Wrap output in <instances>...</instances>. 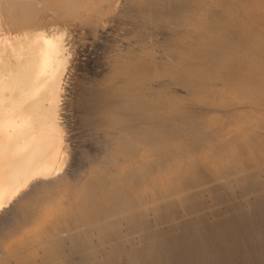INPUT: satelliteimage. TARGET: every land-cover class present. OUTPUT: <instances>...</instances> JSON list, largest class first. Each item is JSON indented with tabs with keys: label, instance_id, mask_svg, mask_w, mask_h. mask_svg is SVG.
<instances>
[{
	"label": "bare ground",
	"instance_id": "bare-ground-1",
	"mask_svg": "<svg viewBox=\"0 0 264 264\" xmlns=\"http://www.w3.org/2000/svg\"><path fill=\"white\" fill-rule=\"evenodd\" d=\"M94 1L0 0V215L26 198L30 187L35 188L32 192L36 196L47 194L56 199L59 195L56 188L71 182L62 173L73 151L68 142V126L65 127L62 120L61 105L73 51L66 41V32L57 23L43 24L38 17L51 6L55 9L52 14L49 12L50 16H56L58 10L69 13L70 8L76 11ZM101 1L92 8L93 15L86 18V23L103 25L107 21L106 14L113 8L125 10L129 6L139 9L137 15L149 14V22L174 26L168 32L173 37L168 36L161 43L168 56L154 57L142 47L128 51L119 56L112 76L105 80V88L93 91L96 106L90 114L99 124L111 128L108 130L111 149L128 154L129 158L109 180L103 173L97 174L101 179L100 191L94 192L86 184L77 201L75 190L71 188L67 201L75 202L72 208L67 210L60 202L56 205L58 211L46 213L52 225L50 234L49 226H43L34 234L39 240L31 236L24 249L11 252L3 249L4 241H1L0 264H5L1 260L10 259L11 255L27 253L37 243L58 239L59 227L69 225L79 214L83 222H75L73 228L68 227L69 232L78 230L81 225L95 227L93 231H86L85 237L88 239L92 232H97L104 242L108 235L104 223L108 218L118 220V216L127 214L130 225L144 227L147 212L155 209L161 200L182 203L189 187L200 184L193 168L196 162L188 153L191 144L188 146L183 139L191 135L192 144L202 141L213 145L208 122L212 119L211 113L218 110L236 113L247 121L239 136L249 155L244 157L238 149L230 152L229 149L230 155L223 160L217 158V163L212 164L213 175L228 177L235 172L239 178V171H226L231 164L247 175H255L253 172L264 168V140L258 137L260 129L264 130V109H261L264 107V0ZM215 3L220 7L216 8ZM156 74L167 75L170 82L179 83L185 89L168 90L164 81H151ZM180 91H185V95ZM187 99L208 106L202 105V112L198 113ZM251 106L255 109V118L246 113V108ZM180 118L185 122H173ZM153 172L162 179L152 178ZM115 176L128 179L124 183L129 185L127 191L134 205L120 199L119 193H127L123 182L118 181L119 192L106 186L114 182L112 177ZM105 190L113 196H103L105 205H101L100 210L94 208L92 202L102 201L100 192ZM111 201L113 204L109 207ZM36 213L32 218L41 215L40 209ZM74 221H78L77 218ZM148 239V250L141 256L145 264H153L155 250L152 251V238ZM43 253L46 257H55L57 246H47Z\"/></svg>",
	"mask_w": 264,
	"mask_h": 264
},
{
	"label": "rangeland",
	"instance_id": "rangeland-1",
	"mask_svg": "<svg viewBox=\"0 0 264 264\" xmlns=\"http://www.w3.org/2000/svg\"><path fill=\"white\" fill-rule=\"evenodd\" d=\"M100 2L102 1L95 0L76 11L70 8L69 13L56 9L58 10L56 16H50L55 9L54 6H51L44 10V15L38 17L43 24H48L50 21L57 23L66 32V41L69 42L68 46L73 51L61 105V112L63 111L64 115H62V120L64 124L66 123L65 127L68 126L66 132L67 137L70 136L68 137L70 140L72 138L71 141L68 139V142L73 151L71 153L72 160L70 158V163L65 166L62 173L68 176L71 182L56 188V192L59 194L56 199H51V196L47 194H42L43 197L38 194L36 196L32 192L35 188L30 187L25 193L26 198L19 200L15 208L9 207L3 211L0 215V242L4 241L3 249L7 251L24 249L31 236L39 240L40 238L34 237V234L40 232L43 226H49L48 233L50 234L52 225L46 213L58 211L56 205L60 202L67 210L72 208L71 206L75 202L70 204L72 200L70 203L67 201V193L71 188L75 190L77 201L82 194V187L86 184H89L94 192L100 191L102 189L100 187L101 179L97 174L103 173L104 178L109 180L112 174L119 169V165L124 164L125 160L129 158L128 154L117 153L111 149L108 139V130L111 128L99 124L95 120V116L90 114L96 106L93 91L105 88V80L112 76L113 66L117 67L119 56L140 47L144 48L148 54L154 57L158 56L157 58L168 56V52L162 49L161 43L166 37H173L168 32L174 26L149 22L151 20L149 14L137 15L139 9H130L129 6H126L125 10L120 7L113 8L106 14L107 21L103 25L86 23V18L93 15L92 8ZM214 6L220 7L218 3H215ZM119 77H122V74H119ZM153 80L154 82L164 81L168 90L171 91L185 89L179 83L170 82L167 75L156 74L151 79V81ZM180 93L185 95V91H180ZM187 100L191 106L198 109V113L202 112L204 106H208ZM202 105L203 107H201ZM251 107L246 108V113L255 118L253 116L255 109L253 106ZM257 107L259 108V106ZM261 109L264 107L261 106ZM244 112L242 114L246 116L247 114ZM211 114L213 116L208 122V130L213 145L209 146L202 141L196 142V145L192 144L191 135L183 139L188 143V146L191 144L188 147V153L191 158H194L193 162H196L193 168L200 184L189 187L182 203L174 204L161 200L155 208L156 210L152 208L147 212L144 227L130 225V216L127 214L118 216V220L117 217L108 218L104 223L108 233L104 242L97 232L90 234L91 239L85 237L86 231L97 229L95 227L89 228V226L81 225L78 230L72 229L73 232H69L68 227L73 228L76 225L75 222H83L79 214L72 218L73 221L71 220L69 225L59 227L60 237L58 239L37 243L31 247V250H27V253L22 252L20 256L19 254L11 255L10 259L7 257L1 261L6 262L5 264L28 262L30 264H145L141 255L148 250V238L150 237L153 239H151L152 251L155 250L153 264H264V168L253 172L255 175H247L245 174L247 172L240 171L241 169L234 168L231 164L232 167L226 171H239L241 173L239 178L235 172L230 175L228 173V177L213 175L212 164L217 163V158L223 160L227 155H230L229 149V152L238 149L239 154L244 157L249 154L239 136L244 125H247V121L242 120L243 118L240 119L236 113H230L223 109ZM64 120L66 121L64 122ZM182 121L185 122L181 118L173 120L176 123ZM260 130L261 133L258 137L264 140V130ZM223 140L228 143L222 142ZM229 143L231 144L227 146L226 144ZM200 161H204V164L211 163V165L202 166ZM112 178L114 182L106 185L109 186L108 189L112 188L111 190L119 192L118 181L123 182L124 188H122L127 193H119L120 199L126 200L129 205H134L133 197L127 191L129 185L124 183L128 179L121 176ZM152 178L162 179L155 172H153ZM100 193L102 201L92 202L94 208L99 210L101 205H105L103 196H113L106 190L104 193L103 191ZM22 203L24 204L22 205ZM112 204L113 201L108 204L109 207ZM39 209L41 215H37V219L32 218ZM101 213L105 215L103 211ZM74 218H77L78 221H74ZM51 245L57 246L58 253L55 257H46L43 249ZM158 249H160L159 253Z\"/></svg>",
	"mask_w": 264,
	"mask_h": 264
}]
</instances>
